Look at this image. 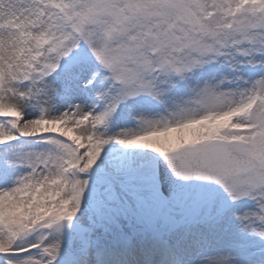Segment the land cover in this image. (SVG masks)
Masks as SVG:
<instances>
[{"label":"snow or ice","instance_id":"obj_1","mask_svg":"<svg viewBox=\"0 0 264 264\" xmlns=\"http://www.w3.org/2000/svg\"><path fill=\"white\" fill-rule=\"evenodd\" d=\"M0 264H264V0H0Z\"/></svg>","mask_w":264,"mask_h":264}]
</instances>
